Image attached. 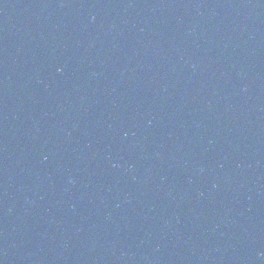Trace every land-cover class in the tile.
I'll list each match as a JSON object with an SVG mask.
<instances>
[{"label":"water","instance_id":"1","mask_svg":"<svg viewBox=\"0 0 264 264\" xmlns=\"http://www.w3.org/2000/svg\"><path fill=\"white\" fill-rule=\"evenodd\" d=\"M0 264H264V0H0Z\"/></svg>","mask_w":264,"mask_h":264}]
</instances>
